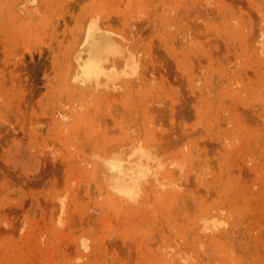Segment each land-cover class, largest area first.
I'll list each match as a JSON object with an SVG mask.
<instances>
[{"label":"rangeland","instance_id":"374dc122","mask_svg":"<svg viewBox=\"0 0 264 264\" xmlns=\"http://www.w3.org/2000/svg\"><path fill=\"white\" fill-rule=\"evenodd\" d=\"M9 1L0 0V264H86V262L87 264H162L159 257L157 260L154 259V253H158L163 244L178 247L179 244H185L192 238L195 239L196 246L203 241L205 244L203 246L206 248V238L195 232L197 228L193 226L194 222H189L186 212L189 210L195 212L196 208L197 210L212 209L214 206L212 210L215 212L217 210V214L220 212L217 217L219 216L222 221L226 220L225 232L217 236L214 249L210 246V252L206 254L204 250L198 259L185 264H264V117H262L264 116V57H262L264 51H261L264 50V43L261 44L259 53L256 51L258 55L262 52L258 58L257 53L255 54L250 48L251 43H247L250 41L245 39L247 37L245 35L248 34L249 37L251 33L249 39L255 37L258 34V27L264 25L262 21L256 20V18L261 20L264 16V0H217V2L210 0L212 3L210 5H207L209 0H36L35 2L21 0L17 6L14 5L15 8L9 6V3L13 4L12 0ZM201 3H204L203 7ZM33 4L38 9V12H34L37 13L33 14L34 16H24L28 14L17 9L18 6L23 5L22 7L25 8L26 5L29 7ZM213 5L217 8L213 9ZM192 7L197 10L206 8V10L203 12L201 10L199 13L194 10L198 15L194 11V14L191 13L192 11L187 13ZM83 10H95L100 19L108 17V20H104L108 21L113 30L117 29L114 30L116 33L124 28L119 33L126 38L128 44L136 51L141 53L145 51L144 55H147V58H144L143 53H139L145 60L141 59L143 61L148 59L147 64L156 65L157 71L145 73L143 81L138 82L139 85L134 87L133 93L137 102L141 100L139 108L141 107L140 111L143 110V113L141 112L143 117L151 115V119L157 123L167 116L166 112L169 115L168 118H163L161 121L163 123L160 125L159 122L155 124L156 126L151 124L154 125L152 126L154 130L157 131L161 128V124L162 126L164 124L163 131L165 128L166 131H172L174 124L170 122L173 120L178 122L175 123L176 125L181 122L195 128L203 123L201 129L198 127L199 130L197 128V131L195 129L194 132L192 131L193 135L191 133L189 136L182 135L184 137L180 142L177 140V146L194 149L197 152L199 148L204 147L201 145L202 141L211 139L208 142L218 143V146L214 144L215 147L209 149L207 155L202 154L201 159L199 158V161L208 163L202 162L203 168H201L204 172L201 176L204 177L205 183L197 187L199 184L194 185L191 183L193 179L190 180V186L184 188L182 197L178 200L175 198L173 202L178 206L176 211L163 213L161 208L155 205L151 210L147 209L134 215L123 214L118 208L116 211L119 212L113 211L115 207L111 210L107 203L102 207L96 204L95 209L92 207L95 203L94 195L88 191L84 180L90 164L88 166L87 163L86 166V161L81 159L83 156L81 154H85L82 149L83 142L95 132L91 125L100 126V118L106 115L112 100L109 98L108 100L111 101L109 102L104 100L107 96L94 93L90 96L89 93H72L69 86L67 89L63 82L66 58L63 56L62 59V54L67 49L66 55L73 44L72 34L78 27V17ZM14 11H18L17 14ZM138 12L142 14L140 13L141 17L138 16L140 18L136 19ZM203 13H207V17L203 16ZM21 15L25 17L24 20ZM199 15L200 17H196ZM56 16L60 19L57 20ZM236 18L239 24L234 23ZM122 19L128 23H123ZM254 20L260 24L255 23ZM235 24L237 26H233ZM243 24H246L245 29ZM230 27L233 28L231 31ZM128 28L130 30L127 31ZM70 35L73 37L71 41ZM243 40L247 41L246 45ZM67 42H71V46ZM258 67L261 68L256 69ZM188 78L194 81L196 88H193L195 91L197 89L194 93L198 92L197 94L201 95L200 101L197 102L199 104L195 108L186 104L183 99L185 96H190L188 91L192 85H189ZM198 87L200 91L205 90L206 96L199 92ZM146 88L153 91L149 92ZM157 93L160 94L158 99L160 96L162 99L166 98L165 100L168 98L167 109L175 102L172 104L175 107L174 118L170 117V110L166 108L163 110L164 116L162 112L159 113L162 109L158 111V108V113L152 109L155 113L153 118L150 108L144 110L145 102L155 104L153 101L157 100ZM83 98H87L90 104L88 111L74 113L72 117L68 111L69 105ZM252 105L255 107L253 108ZM205 109L207 117L203 113ZM56 111L58 113L54 116ZM59 112L70 117L65 116V120L63 114L60 115ZM93 112L96 117L98 116L97 121L94 120ZM156 113L162 114V118ZM200 114L204 115L200 116ZM88 116L91 118L93 116L94 118L90 119L95 123L91 122ZM61 117L65 120L63 123L68 124H66L67 130H61L60 125H57V123L62 124ZM107 121L101 123L99 129H105L100 132L97 129L98 133H95L97 136L102 134L107 137L115 136L116 132H109L111 129L109 127L117 123L113 120L111 122V119H109L110 124ZM107 124L110 126L107 127ZM202 128L210 136L201 132ZM162 129L159 132H163ZM213 131L214 133L218 131L219 134L215 136L213 133L216 141L210 138ZM200 133L203 139L200 138ZM217 136L220 141L223 140L222 145L217 140ZM78 138L83 140H81L83 145L78 143ZM225 141L228 147L224 144ZM78 145L82 147L79 149ZM248 156L251 161L247 160L250 159ZM75 158L76 160L78 158V162ZM82 184H85L86 188ZM205 184L207 188H202ZM80 185L84 187L81 192H79ZM73 189L79 192L78 195ZM72 192L76 198L78 196L74 202L68 200L69 196L73 197ZM51 193L55 195L56 200L64 194L65 207L58 209L60 206L55 203L53 204L57 210L54 209V205L49 207L51 203L47 201ZM104 207L107 211L102 210ZM63 209L65 212L62 211ZM85 209L87 211L92 209L98 214L96 212V215L93 214L94 211L91 210L87 213H92L93 216L88 217L89 214L86 215ZM56 211L61 215L59 216ZM56 217L64 219L62 225L56 223L58 229L54 224ZM190 218L193 219V215ZM81 234H87L92 238H88L92 244L91 250L80 252L76 248L75 239ZM157 242H160V245ZM209 245L213 244L209 242ZM225 247L228 252L230 251L229 253ZM189 250L192 251L187 248V254H192Z\"/></svg>","mask_w":264,"mask_h":264},{"label":"bare ground","instance_id":"6f19581e","mask_svg":"<svg viewBox=\"0 0 264 264\" xmlns=\"http://www.w3.org/2000/svg\"><path fill=\"white\" fill-rule=\"evenodd\" d=\"M20 1L21 0H12L13 4L9 3V6H11V7H14V5L17 6ZM28 1L35 2L36 0H27V2ZM205 1H207V0H205ZM213 1L217 2V0H213ZM250 1H252V0H250ZM9 2H11V0ZM196 2H198V1H196ZM200 2H203V1H200ZM196 4L199 5V3H196ZM203 4L201 3L200 5L203 7ZM210 4H212V3H210V0H209L207 5H210ZM216 4L217 3H215V5ZM174 6H177V5H174ZM21 7L18 6L17 9L18 10L21 9V10H23L24 13L28 14V15H24V16H29L30 17L33 14H37V13H34L35 11L38 12V9H37V7L34 4H33V6L29 5V7L26 5L25 8L24 7L21 8ZM204 7H205V5H204ZM14 8H13V10H14ZM193 8L194 7H192L191 9H193ZM210 8H212V7H210ZM214 8H217V6L214 7V5H213V9ZM164 9H166V7ZM191 9L187 10V13L188 12L190 13L191 11H192L191 13H193L194 10H197L195 8L193 10H191ZM13 10H11V11H13ZM31 10H33V12H31ZM204 10H206V8L205 9L200 8V10H197V12L198 13L200 11L203 12ZM215 10H217V9H215ZM14 12L16 13L18 11H14ZM102 13L105 14L104 12H102ZM140 13L141 12H138L139 15H137L136 19H139L141 17ZM258 13H259V11H258ZM162 14H164V13H162ZM206 14L207 13H205L203 16H205ZM167 15H168V13H167ZM182 15H184V13ZM185 15H187V14H185ZM259 15H260V13H259ZM24 16L21 15V17H23L22 18L23 20L25 18ZM138 16H140V17H138ZM175 16H177V15H175ZM21 17H19V18H21ZM29 17H27V18H29ZM38 17H39V15H37V18ZM168 17H169V15H168ZM177 17L180 18V16H177ZM185 17H187V16H185ZM196 17H200V15L196 16ZM206 17H207V15H206ZM56 18H57V16H56ZM133 18H135L134 15H133ZM58 19H60V18H57V20ZM104 19L108 20V17H106ZM104 19H100V16H98V13L95 12V10H83L81 15L78 17L79 24L77 23L78 27L75 26V27H77L76 31L75 32L73 31V34L71 33L74 38L72 37V35H70L71 39L69 38L70 41L73 38L72 46H71V42L70 43L67 42V44L69 46H71V48L68 49V52H66V55H65V51L67 49L65 50V48H64L63 49V50H65L64 52L62 50V52L64 53V54H62V57L65 56V58H66V61H64V62H66V64H65L66 65V71L63 73L64 76L62 77L63 78V82L66 85V87L69 86V89L71 90L72 93H79V94L89 93V96H90V94L92 95L94 93V94H97V95L107 96V98L105 97L104 100H108L110 98L112 100V103H109V102H111V101H109L110 99L108 100L110 109H109V106L107 105L108 103L105 104V105L108 106L109 110L108 111L106 110L107 111L106 115L102 114V116L104 115V117L100 116L101 117V118L99 117L100 121L99 120L98 121H99L100 126H102L101 125L102 122L106 123L107 120H108L107 122H109V124H110L109 119H111V122L115 121L117 123V125H115V124L113 125L114 128L112 126V123H111L112 127H109L110 125L107 124L108 125L107 127L111 128L109 130V132L110 131L116 132L115 136L112 135L110 137V135H109V137H107L104 134H102L101 136H97L95 133H98L97 129H99L100 126L97 125L98 124V122H97V124H96L97 126L93 127L91 125V122H94V121H92L91 119H93L95 117L94 120H96L98 116L96 117L94 112H93V114L95 115V116L93 115L94 117L92 116V118H91L90 117L91 116L90 113H89L90 116H88L89 119L91 118L90 119L91 122H89V123H90L91 128L93 129V131H95L94 132L95 135L92 134V136L88 140L83 142L84 143V147L82 149L84 150L85 154H81V153L80 154L83 155V156H81L82 157L81 159L86 161V166H87V163H88V166L90 164V167L87 170V173H85V179L84 180L87 183L88 191L92 195H94V202L95 203L92 205V207L95 209L94 206L96 204H98L99 206L101 205L100 207H102V205L107 203L108 207L110 206L109 208H111V210H112V207H115L114 208L115 210H113V211H116V208H118L119 211L122 212L123 214L124 213H133L134 215H138V214H140L141 212H143L144 210H147V209L151 210V209L155 208L154 207L155 205H158L161 208V211L163 213L164 212L165 213L172 212V210L176 211L175 209L178 206H176V204H173V202L176 199L178 200V199H180L182 197V192L184 191L185 187H188V185L190 184V180L193 179L195 181V182H192L193 180L191 181V183H194V185H195V183L200 185V186L198 185L197 187H201L202 183H205L204 177L201 176L202 174H204L203 169H201V168H203L202 167L203 166L202 162H204V161H202V162L199 161V158H200V155H202V154L207 155V153L209 152V149L211 148V150H212L215 147L214 146L215 143L208 142V141H211V139L210 140H206V141H202L201 145H204V147L203 148L201 147V149L199 148V151H197L198 153L194 149H185V148H180L181 146H179V147L177 146L178 142H180L183 139V137H184L182 135H187L188 134V136H189V133H191L193 135L192 131L194 129L197 131V128L199 127V126L197 127V123L200 124V122H197L198 120H196V122H197L196 123V127L197 128H195L193 126L190 127L189 125L181 124V122H179V124L176 125L178 122H173L174 121L173 120L172 122H170V123L174 124V125H172V129H173L172 131H166V128L163 131L162 127H165L164 124H163V126L161 124V126H160L161 128L158 126L160 129L157 128L158 129L157 131H156V129L155 130L153 129L152 126L157 124L159 121L157 123H154L155 121L153 119H151V115H148V117H143L141 115V112L143 113V110L140 111L141 107L139 108V106L141 104L140 103L141 100H138V102H137L135 100V98H134V94L133 93H134V87L139 85L138 82L139 81L140 82L143 81L142 79H143L145 73L147 74V72H149V74H150L153 71H157L156 65L155 64H154L155 66L152 65L153 63L151 65L147 64L148 59H146V61L142 60L144 58H147L146 57L147 55H144L145 51L142 52L143 56H144V58H143L139 54V53H141L140 51H138V50L136 51V49L134 50L128 44V42L126 41V38H123V36L119 33V32H122L124 28L123 29L121 28L122 30L121 31L118 30V33H116L115 31H117V29L116 30L114 29L115 30L114 31L113 28H111L112 26H110L107 23L108 21H106ZM130 19H132V18H130ZM157 19H158V17H157ZM157 19H156V21H157ZM176 19H178V18H176ZM229 19L231 20V18H229ZM232 19H234V18H232ZM259 19L256 18V20H258L259 22L262 21V23H264V16L261 17V20H259ZM30 20H31V18H30ZM31 21H33V20H31ZM237 21L239 22V20L237 18H236L235 22L232 20V22H234V23H238ZM258 21L254 20L255 23L257 22V24H260V23H258ZM122 22L123 23H125V22L128 23V21L124 22L123 19H122ZM251 22L254 24L253 21H251ZM54 23H55V21H54ZM137 23H134V24H137ZM158 23H159V21H158ZM165 23H166V21H165ZM253 24H251V25H253ZM243 25H244V29H245V27H246L245 25L246 24H243ZM123 26H125V25H123ZM233 26H237V25L235 24ZM233 26H231V27H233ZM132 27H133V25H132ZM223 27H225V26H223ZM231 27L229 29L230 31H231V29L234 28V27L233 28H231ZM247 27H248V25H247ZM251 29H253V28H251ZM128 30H130V28H128L127 31ZM242 30H243V28H241V31ZM251 31H254V30H251ZM237 32L238 31H236V33ZM248 32H246V33H248ZM255 32L256 31H254V33ZM132 33H133V31H132ZM249 33H251V32H249ZM238 34H239V32H238ZM130 35H132V34H130ZM244 35H243V37H244ZM250 36H252V33L249 34V37ZM245 37H246L245 39H247V41H250V42H247V41L246 42L247 43H251L250 44V48L253 51H255L254 53L256 54L258 52V50H260L261 44L264 43V25L258 27V34L255 37L249 39L248 34L245 35ZM243 42L245 43V45L247 44L244 40H243ZM64 43H65V41H64ZM63 47H64V45H63ZM60 48L61 47H59V49ZM250 48L247 47V50L250 49ZM245 51H246V49H245ZM248 51L251 52V50H248ZM261 51H264V50H261ZM258 53L256 55L259 58L261 56L260 54L262 52L259 54L260 56L258 55ZM262 57H264V56H262ZM62 59H64V57ZM64 62H63V64H64ZM256 64H258V61L256 62ZM185 66H187V65H185ZM260 68L258 67L256 69H260ZM258 74H260V73H258ZM192 76H194L193 73H192ZM147 77H148V75H147ZM184 77H185V75H184ZM190 78H188L189 79V80H187L188 82L190 81ZM184 79H186V77ZM189 85H192L191 89L188 91L190 93V96H188L189 94H187L188 97L185 96L183 99H184V102L186 104H188L189 106L195 108V106L197 104H199L197 102L200 99L199 97L201 95L199 96L198 92H197L198 94L194 93V92L197 91V89L195 91L194 88H196V87H195V84H194L193 80H191L189 82ZM226 86H228V85H226ZM229 86H231V85H229ZM205 87H207V86L205 85ZM149 88L148 89L146 88L149 92L153 91V90L150 91ZM199 88L200 87H198V90H199ZM67 89H68V87H67ZM142 90L144 91V89H142ZM232 90L234 92V89L231 88V91ZM204 91L205 90H202V91L199 90V92H201V94L206 96ZM226 91H227V87H226ZM228 91H230V89ZM139 93H141V92H139ZM207 94H209V93H207ZM142 95H143V93H142ZM142 95H140V96H142ZM159 95L160 94H158L157 96L155 95L156 99H157V100L153 101L155 104H153V103L151 104L150 102L147 101L148 103L153 105L152 108H151L150 104L148 105L147 102H145L146 104H145V109L144 110L147 111L150 108V110H151L150 113L152 114V118H153V113L155 111L158 113V111H160L162 109V111H160L159 113L162 112L163 116L166 114L167 116H165L163 118H166V117L168 118L169 115L167 114V112L165 114H164L165 111L163 112V110L166 108V106H168V104L166 102L168 100V98H167V100H165L166 96L164 97L165 99H162V97L160 96V99H161L160 100V99H158ZM163 96H164V94H163ZM99 97L101 98V96H99ZM88 98H89L88 101L90 102V97H88ZM150 99H148V100H150ZM164 100H165L167 105L165 104V102H163ZM88 101H87V98H83V99H80V100L76 101L75 103H71L69 105V108H68V111L70 112V115H72V117H73L74 113L79 114V113H84V112L88 111V109L90 107L89 106L90 104H89ZM184 102L182 100V103H184ZM168 103H170V102H168ZM174 103H172V104H174ZM142 104H144V103L142 102ZM172 104L169 105L170 108L168 107V109L167 108L166 109L170 110V113L169 112L168 113L170 114V117L173 116V118H174L175 113H173V111H174L175 107H173ZM95 107H96V105H95ZM95 107H94V109H95ZM198 107H199V105H198ZM254 107L255 106H253V108ZM158 108H159V110L157 111ZM152 109H154L153 110L154 112L152 111ZM215 109H219V108H215ZM225 109L227 110V108H225ZM219 110H218V112H219ZM222 110L223 109H221V111ZM146 111L144 112V114L146 113ZM249 111L250 112L252 111L251 108H250ZM56 113H58V112L56 111L54 113V116L57 115ZM66 113L68 114V112H66ZM157 113H156V115H157ZM203 113L204 114L206 113V109H205V112H203ZM59 114H60V112H59ZM62 114H60V115H62L64 117L67 116L66 114L64 115V113H62ZM204 114H200V116L201 115L203 116ZM60 115L58 117L59 120H60ZM159 115H161V117H159V118H162V114H158L157 116H159ZM205 116H206V114H205ZM262 117H264V116H262ZM163 118L161 119V121L163 120ZM199 118H201V117H199ZM213 118H214V116H213ZM62 119H63V121H62ZM260 119H262V118H260ZM65 120H66V117H65ZM65 120H64V118L61 117L60 123H62L64 127L61 126L62 124H58L57 123L58 126L60 125V129L61 130H63V129L67 130V128H68V126H66L67 122H65L66 124L63 123ZM208 120H209L210 124H212L211 120L210 119H208ZM208 120H206L207 124H208ZM161 121L159 122L158 125H160V123H163ZM214 121H215V119H214ZM151 124H154V125H151ZM201 124L202 125L200 127L203 126V123H201ZM208 126H210V125L208 124ZM199 128H198V130H199ZM103 129H105V128H103ZM103 129H99V132L101 130H103ZM161 129H162L163 132H159V130H161ZM204 129H205V127H204ZM202 130H203V128H202ZM93 131H92V133H93ZM207 131H208V129H207ZM109 132L107 131V133H109ZM114 132H112V133H114ZM201 132H204L206 135H208L205 130H203ZM195 133H197V132H195ZM198 133H199V131H198ZM204 133H203V135H205ZM213 133H214V131L212 132V134H211L212 136L210 138H212V140L216 141L215 136L218 134V131L214 133V135L216 134L215 136H213ZM72 135H74V134L72 133ZM84 135L86 136V134H84ZM194 135H196V134H194ZM199 135H200V138H201V133ZM179 136H181L180 139H179ZM208 136H210V135H208ZM218 136H219V134H218ZM204 138L207 139L208 137H204ZM84 139H85V137H84ZM201 139H203V138H201ZM201 139H200V141H201ZM78 140L80 141V142L78 141V143H80V145H81L82 144L81 143L82 139L80 140L78 138ZM177 140H179V141L177 142ZM217 140L219 141L220 145L223 144V142H222L223 140L220 141L219 137H218ZM199 142H198V144L200 145ZM227 143H228V141H227ZM224 144H226V141L224 142ZM233 144L234 143L232 142V145ZM215 145L218 146V143L215 144ZM226 146H227V144H226ZM81 147L82 146H79V149ZM200 150L202 152H200ZM80 151L82 153H84L82 150H80ZM246 156H244V157H246ZM248 158H250V157L248 156ZM247 160L251 161L252 159L250 158V159H247ZM75 161L78 162V158H77V160L75 158ZM206 161H207V159H206ZM204 163L208 164L206 162H204ZM79 164L81 165L80 162H79ZM83 165H85V164L83 163ZM208 166L209 165H207V167ZM208 169H210V168L208 167ZM209 176H210V174H209ZM84 180H83V182H84ZM206 184H205V186H202V188H207V185L209 184V182H208L207 185ZM82 185H84V187L86 186L85 184H82ZM82 185H80L81 187L79 188V190H80L79 192H81V190L84 188ZM210 185H211V183H210ZM77 191H78V189H77ZM84 191H85V189H84ZM73 192L77 193V195L79 193V192H75V189H73ZM73 192H72L73 197L71 196L72 197L71 198L69 196L68 200H71V201L74 202L76 199H78V196L76 198V195H74ZM55 194H58V193H55ZM63 195L60 196V197H57V200H58V202H57V200L55 199L56 197H54L55 195L51 193L50 197L48 196L49 197L48 198L49 201H47V202L51 203L50 205L48 204L49 207L51 205H54L53 207H54V209L56 208V210H57V207L55 206V204L56 205L59 204L60 208H58V209H62L63 207H65V205H64V201L65 200L63 199ZM72 199H74V200H72ZM200 202H201V200H200ZM53 203H55V204H53ZM196 207H198V206H196ZM199 207H200V205H199ZM88 208H89V206H88ZM192 208H193V206H192ZM208 208H210V206ZM214 208H215V206L212 209H214ZM87 209H85V210H86V215L89 214L88 217L91 216L92 213L94 214L96 212V211L91 209L94 212H92L90 214V213H87V212H90L91 210L87 211ZM103 209L105 211H107L106 207L102 208V210ZM199 209H198L199 210L198 211L197 208H196V210H194L195 212H191L190 210L188 212H186L187 215H188L187 219L189 220V222H194L193 226L195 225V227L197 228V230H195V232L199 236H204L206 238L205 239L206 248L203 246V244H204L203 241H202V243H199V245L196 246L195 239L191 238L189 240V242H187L185 244H179L178 247L175 246V245H172V244H168L167 246H165L163 244L162 247L163 246L164 247L163 248L160 247L161 249L158 247L160 249L159 252L158 253H154L155 254L154 255V257H155L154 259L157 260V259L160 258L161 259V263L162 262L163 263L167 262L169 264H173V263H175V264H185V262L186 263L187 262L192 263L193 260H196V259H198L200 257V254L204 253L203 252L204 250H205L206 254L208 252H210V250H211V249H209L210 246H212L213 249H214V244H215V241L217 240V236H219L221 233L225 232L224 224H227V223H225L226 220H223L224 221L223 222L222 220H220L221 218L219 216L217 217V215L220 213L219 212L217 214L216 213L217 210L215 212L211 208L210 209L206 208L207 210L206 209L204 210V208H203V210H202V208H199ZM62 211H64V209ZM119 211L117 210L116 212H119ZM56 212L59 215V212L58 211H56ZM83 212L85 213V211H83ZM96 213H95V215H96ZM191 213H193V214H191ZM60 215H61V213H60ZM192 215H193V219L190 218ZM224 216H225V214H224ZM63 217H56V221H55L54 224L56 225V223H57V225H60L61 223H63V220H64ZM218 219L221 222L218 221ZM228 219H229V217H228ZM57 225H56V229H58V227H59V226L57 227ZM143 230H140V231L143 232ZM132 233H130V234H132ZM144 234H142V235H144ZM120 236H121V233H120ZM144 236H146V235H144ZM147 237H148V235L146 236V238ZM152 237H154V234H153ZM88 238H91V237L89 235H87V234H81L78 238L75 239V246L80 252H82L84 250L87 251V250H91L92 249V244H91L90 241H88ZM120 238H123V237H120ZM117 239H118V237H117ZM140 239H142V238H140ZM143 239H145V238H143ZM159 239L160 238H158V240ZM130 242L131 241H129V243ZM137 242H136V245H137ZM148 242H146V243H148ZM160 242H157V243L160 245ZM209 242L211 244H213V245H209ZM157 243H156V246H157ZM130 244L132 245V242ZM133 244H135V243L133 242ZM144 244H145V242H144ZM138 245H140V243ZM151 245H152V242H151ZM151 245H148V246H151ZM217 247H218V245H217ZM187 248L192 249V251L189 250V251L192 252V254H187V252H186ZM230 248H231V245H230ZM225 250L227 251L226 247H225ZM95 254H96V252H95ZM95 254H93V255H95ZM79 255L81 256V253H79ZM223 255L225 256V254H223ZM80 260H82V259H80ZM203 260H204V258H203ZM92 262H94V261L92 260ZM231 262H233V261H230V263ZM70 264H73V263H70ZM86 264H87V262H86Z\"/></svg>","mask_w":264,"mask_h":264}]
</instances>
